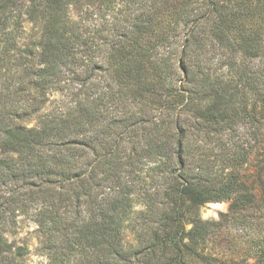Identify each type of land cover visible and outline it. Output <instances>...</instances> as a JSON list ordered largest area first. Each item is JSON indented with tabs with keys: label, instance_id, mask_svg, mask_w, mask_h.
Segmentation results:
<instances>
[{
	"label": "trees",
	"instance_id": "16d2710c",
	"mask_svg": "<svg viewBox=\"0 0 264 264\" xmlns=\"http://www.w3.org/2000/svg\"><path fill=\"white\" fill-rule=\"evenodd\" d=\"M82 1L0 0V264L20 216L41 264H264V217L214 244L264 212V135L256 186L232 136L264 117V0Z\"/></svg>",
	"mask_w": 264,
	"mask_h": 264
},
{
	"label": "rangeland",
	"instance_id": "374dc122",
	"mask_svg": "<svg viewBox=\"0 0 264 264\" xmlns=\"http://www.w3.org/2000/svg\"><path fill=\"white\" fill-rule=\"evenodd\" d=\"M83 11H90L94 16H96L97 9L93 4L92 0H83L82 1ZM82 11V12H83ZM74 12V11H73ZM61 98L60 93L54 92L50 96V101H57ZM48 103V102H47ZM53 105V104H52ZM50 104H48L49 108ZM250 123L247 125L237 124L234 126L232 131V136L235 141H238L240 144V148L242 151H250L251 155L249 160L244 164L243 169L240 171L242 175L243 181L252 186H256L258 179V171L262 166L261 157L263 150L262 137L264 135V117L260 119V124L257 129L254 127H250ZM251 131V132H250ZM254 134L255 139H253L252 135ZM252 138L251 146H247L245 142L247 139ZM258 191V189H255ZM230 201H220V202H207L200 206L199 215L202 219L211 220V221H221L224 217V214L229 212ZM246 213V212H245ZM248 216L246 219L242 220V222H238L237 224H229V230L226 232H222L218 235H215V246H219L223 242L222 236L225 237H236L239 236L240 233L246 232V235L250 238L251 236L255 237L259 235V230H257L255 226V220H262L264 217V212L261 209L249 210L247 212ZM189 227V225H188ZM15 240L18 244L24 245L27 248V253L25 255V263L26 264H41L45 262V256L42 254L40 249L41 245V235L40 232L37 231L36 224L28 219L25 216H20L17 220ZM211 252L216 253V249H213ZM237 259V256H233L232 258H228L226 256H222L221 260L226 261L227 264H233ZM251 260V259H249Z\"/></svg>",
	"mask_w": 264,
	"mask_h": 264
}]
</instances>
